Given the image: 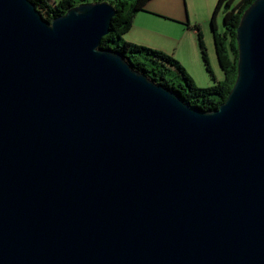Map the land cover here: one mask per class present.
<instances>
[{
	"label": "water",
	"instance_id": "water-1",
	"mask_svg": "<svg viewBox=\"0 0 264 264\" xmlns=\"http://www.w3.org/2000/svg\"><path fill=\"white\" fill-rule=\"evenodd\" d=\"M115 13L0 0V264H264V0L211 112L99 48Z\"/></svg>",
	"mask_w": 264,
	"mask_h": 264
},
{
	"label": "trees",
	"instance_id": "trees-1",
	"mask_svg": "<svg viewBox=\"0 0 264 264\" xmlns=\"http://www.w3.org/2000/svg\"><path fill=\"white\" fill-rule=\"evenodd\" d=\"M42 16L52 21L53 18L65 14L70 8L84 2L99 0H31ZM115 8L110 33L102 38L99 48L111 49L120 53L137 71L174 91L183 101L197 109L211 112L220 107L231 92L238 74V43L237 29L244 12L255 0H218L214 8L211 23L214 31L215 48L219 64L224 73V79L217 81L211 87H198L183 65L167 52L127 41L124 36L132 28L137 14L147 11L150 0H103ZM223 11L224 30L218 31L217 17ZM194 28L198 31V43L202 59L211 76L207 48L200 25ZM180 77L184 82H177Z\"/></svg>",
	"mask_w": 264,
	"mask_h": 264
},
{
	"label": "rangeland",
	"instance_id": "rangeland-1",
	"mask_svg": "<svg viewBox=\"0 0 264 264\" xmlns=\"http://www.w3.org/2000/svg\"><path fill=\"white\" fill-rule=\"evenodd\" d=\"M103 0H99L101 2ZM157 1V0H155ZM179 11L173 15L157 13L156 28L163 34L160 43L156 34H152V48L173 55L187 70L198 87L206 88L224 79L223 70L219 64L215 48L214 31L211 18L218 0H179ZM157 3H160L159 1ZM148 11V3L146 5ZM199 24L207 48L210 66L214 77L207 70L202 59L198 43V31L194 28ZM218 31L224 30L223 11L217 17ZM155 28V25H153ZM139 44V43H137ZM177 82H184L177 77Z\"/></svg>",
	"mask_w": 264,
	"mask_h": 264
},
{
	"label": "crops",
	"instance_id": "crops-1",
	"mask_svg": "<svg viewBox=\"0 0 264 264\" xmlns=\"http://www.w3.org/2000/svg\"><path fill=\"white\" fill-rule=\"evenodd\" d=\"M158 1L160 3H157ZM179 4V0H150L148 2V11H141L137 14L132 28L125 34L124 38L130 42L152 47V34H156L157 39H160L159 42L162 43L164 36L158 32L156 25L159 22L154 16H158L157 13L176 14L179 11ZM153 25H155V28Z\"/></svg>",
	"mask_w": 264,
	"mask_h": 264
}]
</instances>
